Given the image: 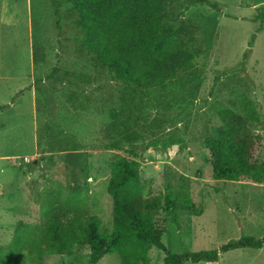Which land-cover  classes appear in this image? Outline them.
<instances>
[{
	"label": "rangeland",
	"instance_id": "1",
	"mask_svg": "<svg viewBox=\"0 0 264 264\" xmlns=\"http://www.w3.org/2000/svg\"><path fill=\"white\" fill-rule=\"evenodd\" d=\"M217 5L166 0L167 20L175 25L186 51L169 62L180 82L167 92L151 89L134 100L135 139L120 141L110 111H121L124 86L80 51L75 15L62 3L60 15L50 0H0V247L8 249L19 223L44 222L38 199L62 186L86 198L90 215L113 230V204L107 193L110 163L140 147L141 180L146 195L182 185L193 210L161 212L157 228L173 252L219 250L242 236L264 237V184L248 180L215 181L207 140L223 132L219 108L241 121L245 98L257 105L262 123L254 125L264 163V0H210ZM189 59L190 69L181 67ZM54 68L57 78L48 79ZM36 80H38L36 82ZM180 129L187 147L161 148ZM159 146L145 147L149 143ZM176 217L179 225L172 222ZM150 264H163L164 253L150 251ZM25 264H39L23 253ZM90 252L45 256L42 264H88ZM98 264H120L108 255ZM192 264V263H189ZM207 264V263H200ZM216 264H264V249L220 255Z\"/></svg>",
	"mask_w": 264,
	"mask_h": 264
},
{
	"label": "trees",
	"instance_id": "2",
	"mask_svg": "<svg viewBox=\"0 0 264 264\" xmlns=\"http://www.w3.org/2000/svg\"><path fill=\"white\" fill-rule=\"evenodd\" d=\"M166 0H50L60 15L62 3L69 5L67 12L76 16L75 26L80 31L79 44L82 53L91 55L98 68L111 80L124 86L122 109H112L110 115L120 141L112 143L121 150V141L131 143L135 136L134 100L141 92L156 89L167 92L180 82L169 68V62L186 51L178 32L167 20ZM192 4L217 5L210 0H190ZM264 17V15H263ZM186 59L182 68L190 72V80L198 78ZM54 68L48 79L57 78ZM38 80H36L37 82ZM7 105H0V112ZM243 119L235 120L234 111L219 108L218 115L223 132L214 133L206 142L213 159L212 178L215 181L239 182L248 180L264 184V163L255 160L260 152L254 125L262 123L261 113L255 103L245 98L242 102ZM149 143L145 149L158 147ZM187 147L178 128L161 144L163 150L171 147ZM140 147L131 145L130 157L118 156L111 163V175L107 193L113 204V230L102 233V221L90 215L86 198L80 193L69 194L57 186L39 197L44 209V222L32 228L19 223L8 249L0 247V264H25L23 253L27 251L32 261L43 263L45 256H72L81 250L90 252L88 264H98L108 255H118L120 264H150V251L154 248L164 253L163 264H216L221 254L238 250L264 249V237L257 239L242 236L230 241L219 250L192 252L184 248L173 252L163 243L164 231L157 228L156 219L163 212L173 215L178 209L193 210L195 204L181 185L175 189L166 185L165 193L146 195L141 180ZM172 222L179 225L176 217Z\"/></svg>",
	"mask_w": 264,
	"mask_h": 264
}]
</instances>
